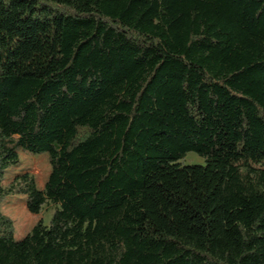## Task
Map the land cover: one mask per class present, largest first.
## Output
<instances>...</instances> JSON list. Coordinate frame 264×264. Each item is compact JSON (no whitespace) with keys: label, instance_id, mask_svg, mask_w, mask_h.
Wrapping results in <instances>:
<instances>
[{"label":"trees","instance_id":"1","mask_svg":"<svg viewBox=\"0 0 264 264\" xmlns=\"http://www.w3.org/2000/svg\"><path fill=\"white\" fill-rule=\"evenodd\" d=\"M20 148L43 189L2 186ZM19 194L58 207L20 240L0 210V264H264V0H0Z\"/></svg>","mask_w":264,"mask_h":264},{"label":"rangeland","instance_id":"2","mask_svg":"<svg viewBox=\"0 0 264 264\" xmlns=\"http://www.w3.org/2000/svg\"><path fill=\"white\" fill-rule=\"evenodd\" d=\"M19 154L20 165L11 167L6 171L2 186L7 187L16 175L29 172L35 177L38 188L43 189L52 170L48 153L33 155L20 148ZM182 162L185 164H204V159L195 152H189ZM56 207H58L57 204L48 202L44 205L41 213H31L26 210V196L22 194L5 196L0 202V210L14 222L16 240L25 237L39 221L49 224ZM20 210H24L29 219V225L25 230H22V219L17 214Z\"/></svg>","mask_w":264,"mask_h":264}]
</instances>
